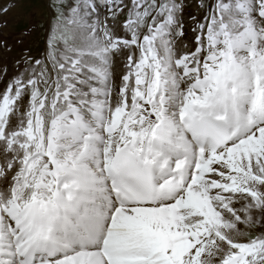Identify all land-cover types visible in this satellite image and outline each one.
<instances>
[{"label": "snow or ice", "instance_id": "6c2138e0", "mask_svg": "<svg viewBox=\"0 0 264 264\" xmlns=\"http://www.w3.org/2000/svg\"><path fill=\"white\" fill-rule=\"evenodd\" d=\"M189 2L52 0L0 66V264H264V0H197L192 48Z\"/></svg>", "mask_w": 264, "mask_h": 264}, {"label": "rangeland", "instance_id": "374dc122", "mask_svg": "<svg viewBox=\"0 0 264 264\" xmlns=\"http://www.w3.org/2000/svg\"><path fill=\"white\" fill-rule=\"evenodd\" d=\"M8 2L10 0H0V5ZM15 2L16 7L10 9L6 19L0 18V24L6 25L0 28V41H6L8 47L11 48V51L0 48V66L7 64L10 72L14 69L15 61L20 58L22 52L28 51L34 57H40L43 54L49 22L54 16L51 7L52 0H15ZM196 4L197 0H190L185 8V25L192 24L191 16L197 15L199 17L203 15V13L197 11ZM189 24L188 26H190ZM192 26L193 24L190 28ZM24 32H27V35H23ZM187 33L189 32L185 30L184 43L192 48L194 46L192 42L193 34L192 32L189 35ZM3 87L4 84L0 83V89Z\"/></svg>", "mask_w": 264, "mask_h": 264}, {"label": "bare ground", "instance_id": "6f19581e", "mask_svg": "<svg viewBox=\"0 0 264 264\" xmlns=\"http://www.w3.org/2000/svg\"><path fill=\"white\" fill-rule=\"evenodd\" d=\"M9 13H10V12H9ZM9 16H10V15H9ZM6 17H7V14H3L2 16H0L1 19H4V18L6 19ZM185 23H186V22H185ZM188 24H189V23H188ZM188 24L185 25V30L189 32V33H187V34L189 35V34L191 33V31H190V29H191L190 26H191L192 24H191V25L189 24L190 26H188ZM185 36H186V35H185ZM190 41H191V40H190ZM3 50H4V49H3ZM3 50H2V52H3ZM0 53H1V50H0ZM1 55H2V54H1Z\"/></svg>", "mask_w": 264, "mask_h": 264}]
</instances>
